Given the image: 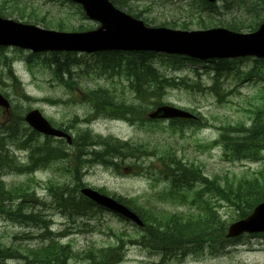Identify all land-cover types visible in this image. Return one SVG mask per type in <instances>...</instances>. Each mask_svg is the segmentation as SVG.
I'll return each mask as SVG.
<instances>
[{
    "label": "rangeland",
    "instance_id": "374dc122",
    "mask_svg": "<svg viewBox=\"0 0 264 264\" xmlns=\"http://www.w3.org/2000/svg\"><path fill=\"white\" fill-rule=\"evenodd\" d=\"M123 1L125 8L121 9L126 12L129 10L130 15L141 12L138 18L148 26L173 22L175 25L186 23L187 29L185 30H200L199 21L205 20L204 18L208 19V14L189 13L190 0ZM0 7L6 10L5 13L11 14L6 15L7 17L21 22L29 20V13H35L38 20L45 18L46 22L50 24L47 25L50 26L47 29L56 30V24L60 21L63 23L64 30L71 32L92 30L97 27L96 22L84 16L78 5L68 0H0ZM33 9L35 12L31 11ZM21 12L24 14L23 19L18 17ZM230 15H232L231 11L222 17H216V20H221V22L229 20L231 19ZM196 22L197 25H195ZM35 24L44 27L40 22ZM53 54L57 56L58 64L54 62ZM74 56L73 59H69L64 53L32 55L28 51L17 48L0 49V93L5 95L11 101L13 109L21 114L28 109H38L55 127L60 126L68 129L69 124L76 123L75 119L78 121L77 118H87L91 110L93 111V106L88 101L91 91L107 90L113 96L114 102L125 99L127 104L137 105L138 102L133 97L135 93L132 91L129 81L131 79L139 89L136 93L142 98L139 107L144 114L153 108V104L160 101L161 104H169L189 111L197 117L199 116V119L196 121L198 127L188 124L174 125L179 126L177 130L171 129V123L166 121L146 122L139 125L137 122L127 123L102 119L92 123L89 129L93 135L111 136L120 141L142 144L148 150L156 149L154 158L122 159L121 162H135L140 166L156 164L157 169L165 171L167 167L162 164L161 157H163L164 150L172 148L177 151V159L188 164L199 165L201 173L209 179L217 178L221 181L234 175L237 177L250 176L259 170L264 171V151L261 153V159L257 162L228 163L222 160V151L219 146L210 148V144L219 139L222 126L234 125L241 121L244 118V109L264 100L263 64L254 63L252 58L244 59L243 62L236 60V63L231 62L224 65H219V62L211 64L187 61L183 62L182 66H177L175 70L171 65L170 57L163 56L165 57L163 58L161 55L154 54L151 62L158 73L167 80L173 79L174 82L183 85H177L175 89L165 88L158 96L153 97L151 90L154 86L148 83L143 85L139 79H135L133 72L126 66L125 55L118 57L114 62L110 61V56L106 58L86 54ZM32 57L33 59H31ZM5 63L11 65L13 73L21 82L20 84L14 85ZM216 67L220 68L218 81L213 80ZM252 68L253 73H250ZM240 72L242 75L238 76ZM242 81L245 82L240 83ZM214 95H218V97ZM102 106L101 100H98L97 107L102 110ZM137 110L139 111L138 107ZM4 120L5 118L0 114V127H3ZM83 126L84 129L87 127L78 124L75 129H69V131L72 136H75ZM38 140L43 142L42 139ZM51 143L62 145L56 140H51ZM63 147L70 150V147L65 144ZM71 163L73 164H63L73 171L75 162ZM63 164L52 163L49 165L50 170L34 174L35 182L31 181V186L39 196L38 201L32 203L34 207H38L41 202L46 205L50 204V197L45 186L39 187L38 183H47L50 180L51 183L56 184L64 167ZM27 177L26 175L12 174L3 177V181L7 187L24 186L20 184L26 181ZM83 182L93 189L107 193V195L131 199L129 202L134 205V208L140 210L160 205L159 194L163 192V189L167 190V184L163 181L153 183L146 175L136 176L131 172L123 171V169L115 171L101 166L88 167ZM66 183L70 191L75 190L72 180H66ZM205 200L206 198L200 201ZM211 204L217 207L223 219L228 217V210L223 203L211 200ZM10 207L11 213L5 216H3L5 213L0 214V250L6 252L4 260L0 258V263L28 264L31 256L27 252L34 250L25 246L36 242L26 240V236L38 234L31 227L44 217L36 215V222L28 221L29 226L19 225L17 222L21 223L23 219H18L17 222L11 221L15 205ZM168 207L173 211L187 213L195 210L196 204L191 205V202L182 201L175 207ZM40 212L48 216L50 211L49 209H40ZM50 218L52 221L49 225L52 232L65 230L67 225V230H74L67 219L61 215L54 214ZM98 226V230L93 234H74L72 231H66L67 237L63 238L62 242L68 243L74 252L84 255L83 253L92 247L99 249L112 245L114 240L109 237L111 232H127L133 236L137 234L134 232L135 227L130 223L107 212L100 217ZM109 228L110 231H108ZM124 252V257L118 264H159L161 258L158 253L137 245L126 247ZM17 254L22 255V258L28 263L12 257ZM85 263L87 262L81 258L68 260V264ZM168 264H264V237H244L230 243L227 247L217 244L213 254L190 255L182 259H175Z\"/></svg>",
    "mask_w": 264,
    "mask_h": 264
},
{
    "label": "trees",
    "instance_id": "16d2710c",
    "mask_svg": "<svg viewBox=\"0 0 264 264\" xmlns=\"http://www.w3.org/2000/svg\"><path fill=\"white\" fill-rule=\"evenodd\" d=\"M198 4L196 6H191L190 14H207L210 11L218 12L215 6L207 4L203 0H197ZM116 6L121 8L124 7V2L120 3V0H114ZM264 5V0H224L222 4L223 11L221 13L227 14L231 11V19H226L223 22L221 20H216L212 17L204 18L205 20H200L198 23L199 28H207L210 26H226L233 31H253L258 26L261 20L262 9ZM5 9L0 7V15L6 16L11 15L10 13H5ZM129 12V10H128ZM5 13V14H4ZM141 12L134 14L135 17H139ZM18 17L24 18V14L21 12ZM34 13L28 14L29 21L34 23L40 22L42 25H50L46 22L44 18L38 20ZM201 18V17H199ZM33 19V20H32ZM160 26H167L171 28L187 29L186 23L175 25L173 22H163L159 24ZM197 25V22L196 24ZM57 29L62 30L63 23L60 21L56 24ZM113 58L110 61L114 62L119 56L115 54H110ZM144 55H127L126 56V66L131 70L134 75L143 83H148L154 88L151 90L153 97L158 96L161 90L165 88H175L182 83H176L171 79H166L161 76L150 64L149 60L153 57L151 54H147V60L144 61ZM54 62L58 64V59L56 55L52 56ZM12 76L11 72L8 71ZM10 76V77H11ZM14 85H16L17 80L11 77ZM135 92L139 89L137 85L133 86ZM142 92V90H141ZM162 95V94H161ZM88 99L92 101L95 110L98 112L99 107H97L98 100L102 102V110L106 111L110 108L115 116L124 117L125 115L133 116L135 113L143 115V110L139 112L136 111L134 105L125 106L123 102L114 103L113 96L107 90H97L94 94L89 95ZM161 104L155 103L153 105ZM251 125L250 127H244L243 124H236L234 126L228 125L220 128L221 134L219 136V141L210 144V147L219 143L223 149L224 157L231 158H254L256 154L264 149V103H259L255 106L251 112ZM183 123V124H182ZM185 123H191L187 121L181 122H171V129L177 130L179 126L174 125H184ZM5 134L0 140V163L14 162L12 157L9 156L7 151L4 150V144L6 141L11 142L17 148H28L31 151L32 159V170L46 169L49 165L55 161H62L64 158L69 157L65 152V148L62 145H53L50 138H45L43 142L37 139V134L30 132L22 122V118L16 116L11 122L6 124L3 129H1ZM32 136L34 140H32ZM30 139L32 145L30 144ZM62 142V141H61ZM60 142V143H61ZM92 143L99 145L100 149L98 151L94 150L90 152L88 146ZM75 152V167L71 171L67 166L64 165L62 172L59 177L61 179L57 184L48 183L47 189L51 193L52 197L56 200L54 206L55 209L60 210L64 215L68 217V221L74 223L75 218L79 214H89L92 206L87 200L77 197L75 195H69L66 192L70 191L66 180H72L76 183V187L80 183V171L84 168L87 163L93 164H103L109 165L113 162V158L119 155L124 156V153H128L129 156L135 152L141 153L140 149L128 146L127 144L119 143L113 139H103L93 142L87 132H82L73 140ZM89 154L88 159L79 162L81 155L84 156ZM177 151L171 149H166L163 152L164 166L167 170L163 174L170 180L173 189L180 188L184 184H187L189 189L193 187L192 183L194 181H201L204 185L202 188L206 194V200L203 201V205L197 206L196 213L190 214H170L165 210L152 209L145 212L133 208V210L143 219L145 227L137 234H128L127 232H122L115 235L117 242L115 245L109 246L107 248H90L87 249L81 255L78 252H73L72 248L67 246H61L56 241H50L37 245L33 250L27 252L31 256L30 263L28 264H66L67 260L71 257H77L81 255L84 261L90 264H115L120 261L122 257V250L125 243L129 244H139L144 247L151 248L158 252L163 253L164 259H170L173 256L185 255L188 252H210L214 253L215 246L217 244L223 245L227 242L225 237V231L227 225L238 218H244L252 208L259 202L264 200V174L259 173L257 177L251 178H235V176L224 178L223 180H218L214 178L209 180L202 177L201 170L199 166H194L190 164L183 165L182 160L176 158ZM66 165H70L71 162H61ZM9 165V164H6ZM27 168L25 169V171ZM22 171V169L20 170ZM29 172L31 170H28ZM1 185V184H0ZM75 187L76 191L77 188ZM0 186V213H11V205H13L16 199L19 197L24 200V202L19 201V204L15 207V212L12 213V219L18 221V219H26L28 221L36 222V215L40 212L30 213L29 216L23 212L27 208L26 197L28 194V187L18 186L10 190L3 189ZM4 190V191H3ZM201 192V193H204ZM178 193V192H177ZM172 193H169V195ZM179 194V193H178ZM204 196H200L197 199H203ZM216 198L223 201L231 210H233V215H231L228 220H223L221 215L215 209L211 200ZM127 205L131 207V202L125 201ZM82 215V216H83ZM43 223V222H42ZM79 231L93 230L94 227L88 228V225L80 224L76 226ZM127 238V241L123 239ZM16 253V251H15ZM12 257H21V255H16Z\"/></svg>",
    "mask_w": 264,
    "mask_h": 264
},
{
    "label": "water",
    "instance_id": "95a60500",
    "mask_svg": "<svg viewBox=\"0 0 264 264\" xmlns=\"http://www.w3.org/2000/svg\"><path fill=\"white\" fill-rule=\"evenodd\" d=\"M82 4L89 18L98 20L101 26L96 31L86 33L61 34L42 31L31 25L17 24L0 19V45H12L44 51H152L181 55L198 60L224 59L254 56L264 59V22L252 34H237L223 29L198 32L173 31L165 28L147 29L140 21L116 11L107 0H73ZM213 2L214 0H208ZM0 106L8 110V102L0 95ZM151 119L192 118L188 112L162 106L149 114ZM26 122L49 136L66 137L53 129L39 114L32 111L25 117ZM81 193L114 212L142 226L141 221L126 207L111 198L90 189ZM264 232V203L255 208L253 214L244 221L233 224L228 237L242 233Z\"/></svg>",
    "mask_w": 264,
    "mask_h": 264
},
{
    "label": "bare ground",
    "instance_id": "6f19581e",
    "mask_svg": "<svg viewBox=\"0 0 264 264\" xmlns=\"http://www.w3.org/2000/svg\"><path fill=\"white\" fill-rule=\"evenodd\" d=\"M0 159H1V157H0ZM1 190V189H0ZM4 191V190H3ZM152 248V247H151Z\"/></svg>",
    "mask_w": 264,
    "mask_h": 264
}]
</instances>
